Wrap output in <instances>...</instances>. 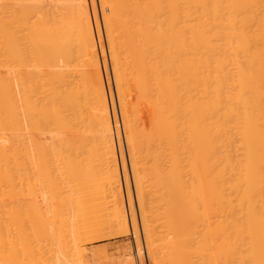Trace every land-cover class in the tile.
<instances>
[{"label": "bare ground", "instance_id": "1", "mask_svg": "<svg viewBox=\"0 0 264 264\" xmlns=\"http://www.w3.org/2000/svg\"><path fill=\"white\" fill-rule=\"evenodd\" d=\"M97 3L0 0V162L15 163L23 147H38L40 151L31 152L36 154L33 158L59 159L63 169L59 165L60 171H55V167V176L68 178L66 185L72 182L77 195L72 197L71 187L72 196L66 195L68 189H60L58 179L63 194L52 192L53 186L58 188L57 181L50 184V170L45 173L46 186L56 199L45 194L47 203L40 201L39 193L30 189L39 196L33 193L31 201L25 194L24 209L29 206L31 216L22 210L28 212V223L20 233L29 231L31 239L25 240L19 232L20 237L14 238L16 242L22 236L28 244L34 241L38 252L35 244L34 249L31 244L25 247L21 239L14 245L22 244L28 255L21 252L19 257L16 245L11 262L39 264L44 259L47 264L50 253L51 259L58 255L54 250L58 244L53 249L51 243L59 241L52 239L61 237L63 226L74 221H65L69 214L74 218L73 213L65 216L67 209L71 212L70 201L82 198L86 205L84 194L94 193L86 210L93 209L92 199L104 193L106 183L99 185L103 173L114 172L110 176L118 180L113 183L122 186V178L128 188L125 146L141 231H150L151 220H161V241L167 258L175 261L171 264H264V0ZM98 50L103 57L106 51L108 63L101 57V65ZM90 160L102 161V166L108 160L113 171H109L112 164L106 165L100 177L93 165V170L86 166ZM82 164L92 170L93 178L87 179L91 183L84 175H72ZM80 179L86 187L92 185L90 191ZM1 181L0 214L10 215L3 217L14 225L17 218L12 216L18 217L20 208L14 206L12 196L13 206L5 207L8 211L2 208L9 190L4 191L7 186ZM73 181L82 189L74 188ZM78 189L82 196L76 194ZM125 190L133 214L132 197ZM67 196L73 199L68 201ZM36 198L43 200L42 205ZM120 202L124 209L122 198ZM37 206L47 212H38ZM123 209L121 216L126 215ZM134 216L133 229H137ZM125 217L120 220L126 223ZM87 218L81 220L83 227L94 221ZM173 225L177 228L171 233ZM51 227L57 229L49 245ZM15 232L11 230V237ZM1 233L0 255L6 258L3 245L8 243L10 250L13 238ZM40 237L48 239L43 245L47 243L50 251L37 242Z\"/></svg>", "mask_w": 264, "mask_h": 264}, {"label": "rangeland", "instance_id": "2", "mask_svg": "<svg viewBox=\"0 0 264 264\" xmlns=\"http://www.w3.org/2000/svg\"><path fill=\"white\" fill-rule=\"evenodd\" d=\"M96 1V3H97V0H95ZM95 7H97V9H96V12H97V15H98V19H100L99 18V7H98V3L96 4V6ZM100 21V25H101V19L99 20ZM106 51L104 50L103 51V53H104V55H106L107 56V53H105ZM101 55V56H100ZM98 56H99V58H104L105 59V61H106V63H108V57H106V56H104L103 57V55L101 54V52L98 50ZM99 59L100 60V63H101V65H102V62H103V59ZM114 95H115V93H114ZM121 129V128H120ZM122 130L120 131V135H121V138H122V142H123V136H122ZM123 146H124V144H123ZM32 146H28V147H23L22 148V157H21V159H20V161H17V162H13V161H5V162H0L1 164H0V169H4L3 170V173L2 172H0V181L1 182H3V185L5 184V186H7V187H5V189H4V191L6 190V191H8L9 190V192H5L4 194H5V200H3V202L5 203H3L4 204V206L2 205V208H5V207H8V209L10 208L9 206H11L12 204L10 203V200L12 199L11 198V196L13 197V199L12 200H15V207H17L18 208V206H19V208L20 209H18L19 210V215H17L18 217H15V216H12V218L14 217V219L15 218H17V220H15L14 222V225H11V223L9 222V219H8V221L6 220L7 218H11V217H9L8 216V214L5 216L4 214H0V227H2V229H0L1 230V234H3V232H5L4 234H3V237L4 236H6V238L7 239H10V238H13V240H12V244H11V247H10V250H9V247H8V243H6V245H3V248L5 247H7L5 250H3L4 251V253L6 252V258H3L1 255V260H0V264L2 263V264H4V263H6V264H11L12 262H11V260L13 259L12 258V256H16V255H14L13 254V252H12V250H14V248L16 249H18V251H20V252H18V256L20 257L24 252V249L22 250V244L23 245H25V243H26V245L28 246V248H29V245L31 244L30 242H29V244L27 243V242H25V240H27V237H29V235H28V232H26V233H24L23 232V234L24 235H22V233H20L21 231H23L24 230V228H27L26 227V223L25 222H27V220L28 219H26V212L28 211V208H29V206L28 207H26V209H27V211L25 212V214H24V212L22 211V210H26V209H24V206L26 205V203H27V201L25 202V200L26 199H24L26 196H25V194L27 195V197H28V199L29 200H31L32 198H29V196H33V193H31V191L29 192V190L31 189V190H36V192L35 193H39V195H40V201H41V199H43L44 200V198H46L47 196L46 195H49V197H47V198H49V199H56V190L57 191H60V189H62L63 190V186L65 187L66 186V188H64V190H65V192H66V189H71L72 187L70 186V185H72V182H71V179H75L76 177H74V178H69L70 179V182L71 183H69V187L67 186L68 185V178L66 179V180H64V179H62V177H61V179L65 182H63L62 183V180L60 179H58L56 176H55V174L57 173H55V171H58L59 169L60 170H62L63 169V167L61 166V164H62V162L60 163V160L58 161L57 160V158L56 159H54V158H44V160H43V157H41V158H39V160L37 159L38 158V156H35L34 158H33V156L34 155H36L35 153H31V152H34V151H37V150H39V148L38 147H32ZM36 148H38V149H36ZM126 148H125V146H124V156H125V160H126V162H125V164H124V167H125V169L124 170H126L125 171V174H126V184L128 183V188H125L124 187V183H123V179L121 178V183H122V186H120V183L118 182V184L116 185V183H117V180L118 179H116L114 176L113 177H111L113 174L115 175V173L114 172H111L112 174H108V171H107V173L105 174V173H103V170L105 169L106 170V168L108 169V166H106V165H109V167H110V165L112 164L111 162L109 163V161L108 160H105L106 161V163H105V161L103 160V162L105 163V165H103L102 166V161L100 162V163H98V161H92V160H90L89 162H91L90 164H89V162L87 161L85 164H86V166H88V168L90 167V168H94L95 167V169H97L96 171H97V175H100L99 174V172H101L102 171V173H103V175H105V178H103L104 176H102L101 177V175H100V177H101V179H99L101 182H103L104 181V183L102 184L101 182H100V184L98 183V176L97 177H95V179L97 178V184H99V185H102L101 187H103V185L106 183V185H104V187H103V190L100 188V187H98V185L95 183V184H93L94 186L95 185H97L96 187L97 188H100L104 193H103V196L102 195H97V196H95V200L94 199H92L93 201H95L96 203H92V205L90 204V209H91V206H92V208L93 209H91L90 211H93L92 213H90V211H89V209L88 210H86V208H88V204L89 203H91L90 202V196L91 197H94V193H93V195H92V193L90 194V192H87L88 194H90V196H88V197H86L87 196V194H84V195H86L85 196V201L84 202H86V205L85 204H83L82 202H81V200H83L82 198L80 199V198H78L79 200H80V202L78 201V199H76V198H74L75 200H72V201H76L77 200V202H72V201H70L71 202V206H70V208H71V212H68V211H70V209L68 210L67 209V211L65 212V214L66 213H73L74 214V218H76V219H74V218H71V214H69V218L67 217H65V221H66V223L69 221V222H71L72 220H74L73 222H71V224H69V223H67L66 225H65V227L63 226V228H62V230L63 231H61V232H63V233H61V237H58V236H55V237H57V238H59V239H55V237H54V239H52V241H54V240H61V238L62 239H64L63 241H54L55 242V245L53 244V243H51L50 242V238L49 237H52L53 238V231L55 230V229H57V228H54L53 229V231H52V227L51 228H49L50 229V231H52L50 234H49V232H47L46 234L48 235V237L47 238H49V241H48V244L50 245V243H51V246H52V248L54 249V246H56L57 244L58 245H60L61 244V247L60 248H58V245H57V249L55 248L54 250L55 251H57L56 253L58 254V255H56L55 254V257H53L52 259H51V257H52V254L50 253V257L47 259V258H45V259H47L46 260V262L47 261H49V262H51V261H53V263L54 264H56V262L55 261H57L58 262V260H57V258L59 259V261H61L59 264H171V263H175V261H173L172 259H169V257L167 258V256L165 255V253L167 252V251H165L166 249H165V246L166 245H164L165 243H163V240L161 241V235H162V230H163V227H162V223H161V220L159 221V220H157V219H153V220H151L150 221V228H148L150 231V233L147 231V233H145L146 231H141L142 229H143V227H141V223H140V218H141V215H140V212L138 211L139 209H138V207H137V204H136V198H135V194H134V187L135 186H133V185H135L134 184V181L132 180V178H133V176L131 175V173L132 172H130L131 171V168H130V166H129V163H128V159H127V153H126ZM40 151V150H39ZM32 154V155H31ZM40 159H42V160H40ZM48 159V160H47ZM50 159H52V160H50ZM119 159V158H118ZM50 160V161H49ZM95 162H97V163H95ZM64 163V162H63ZM88 164V165H87ZM99 164H101L100 166H101V168H100V166H99ZM119 164V163H118ZM59 165H60V167L61 168H57V166L59 167ZM65 165V164H64ZM90 165V166H89ZM91 165H93L92 167H91ZM75 166V165H74ZM86 166H84L86 169H87V167ZM105 166H106V168H105ZM4 167V168H3ZM5 167H7L9 170L7 171V168H5ZM55 167H56V170L54 171V169H55ZM76 167H78L77 165L74 167L75 169H77ZM81 167H83V164H82V166H79V169L81 168ZM81 168L80 170L79 169H77V173H75V174H73V172H72V175H80V176H83L84 175V178L86 179V182L88 183L92 178H93V176H92V178H91V176H89V174L90 175H93L91 172H92V170H93V168H92V170H91V172H90V170L88 171V170H86L85 168ZM100 168V169H98V168ZM102 168H104V169H102ZM112 168V169H111ZM110 169H109V171L111 170V171H113V164H112V167H111ZM6 169V170H5ZM85 169V170H84ZM94 169V170H95ZM102 169V170H101ZM12 170V171H11ZM48 170H50V175H49V171ZM59 170V171H60ZM99 170V171H98ZM101 170V171H100ZM119 170H120V174H121V167H120V165H119ZM48 171V172H47ZM51 171L53 172V174H51ZM74 171V170H73ZM7 172V173H6ZM47 172V174H48V176L50 177V179L52 178V180H50L51 182H50V184H52L53 183V181L55 182V180L57 181V179L59 180V182L57 181V184H55L56 185V187H58L59 186V184H60V189H59V187L58 188H56L55 189V186H53V188H52V192L53 191H55L54 192V194L55 195H53L52 193H50L51 192V190H49V188H47V186H49V183H48V185L46 184V182L48 181V179H47V181H46V179H45V173ZM75 172V171H74ZM106 172V171H105ZM4 173H6V175L4 176V175H2V174H4ZM96 173V172H95ZM88 174V176H86ZM109 175V176H108ZM111 175V176H110ZM4 176V177H3ZM55 176V177H54ZM96 176V175H95ZM47 177V176H46ZM60 177V176H59ZM86 177H89V178H86ZM107 177V178H106ZM121 177H122V174H121ZM56 178V179H55ZM78 178H80L79 176H78ZM77 178V179H78ZM76 179V180H77ZM87 179L89 180V181H87ZM95 179H94V182H95ZM104 179V180H103ZM113 179V180H112ZM116 179V180H115ZM81 180V179H80ZM103 180V181H102ZM111 180V181H110ZM67 181V182H66ZM79 181V180H78ZM82 181V180H81ZM81 181H79L81 184L83 183V181H84V184H85V187H86V184L87 183H85V180H83L82 182ZM113 181H115L116 183H113ZM133 181V182H132ZM74 182V181H73ZM76 182V181H75ZM75 182H74V184H75ZM93 182V181H92ZM93 182V183H94ZM56 183V182H55ZM59 183V184H58ZM76 183H78V182H76ZM89 183H91V182H89ZM107 183H109V184H107ZM62 184V185H61ZM65 184V185H64ZM67 184V185H66ZM79 184V183H78ZM83 184V185H84ZM145 184V183H144ZM30 185V186H29ZM47 185V186H46ZM52 185H54V183L52 184ZM115 185H116V187H115ZM51 186V185H50ZM79 187L80 185H76L75 184V186H73L74 188L75 187ZM88 186H89V188H90V186H92L91 184L89 185L88 184ZM88 186L86 187L87 189H88ZM111 186H113V187H111ZM119 186L121 187L120 189H119ZM12 187V188H11ZM71 187V188H70ZM77 187V188H78ZM82 186H80L79 187V189L81 188ZM114 187H115V189H114ZM146 188L145 189H147V186H145ZM32 188H34V189H32ZM76 188V189H77ZM86 188H83L84 190H87ZM14 189V190H13ZM27 189V190H26ZM51 189V188H50ZM54 189V190H53ZM69 189H68V193L66 194V195H70V196H72L71 194H70V192H72V190H73V188L71 189V191L69 192ZM79 189H78V191L76 190V194H78V195H80V196H82L83 195V193H82V195L81 194H79L80 192H82V191H80L79 192ZM82 189V188H81ZM100 189L97 191L98 193L99 192H102V191H100ZM117 189V190H116ZM125 189H129V191H130V196L132 197V204H133V211L132 212H134L133 214L135 215L134 217H135V220L137 221L136 222V225H137V229L135 228V229H133V227H134V225H133V223H132V213H131V208H130V205H129V197H128V195L126 196L125 195V193H127V190H125ZM21 190H23V192L21 191ZM89 190V189H88ZM18 191V192H17ZM26 191H28V192H26ZM90 191V190H89ZM126 191V192H125ZM20 192V193H19ZM43 194V195H41V193ZM61 192V191H60ZM60 192H58L59 193V195H60ZM74 192V191H73ZM72 192V193H73ZM84 192V191H83ZM86 192V191H85ZM84 192V193H85ZM96 192V193H97ZM118 192H120V193H118ZM6 193H8V195L6 194ZM17 193V194H16ZM21 195H19V194ZM34 193V196L36 195ZM97 193V194H98ZM29 194V195H28ZM30 194H32V195H30ZM46 194V195H45ZM61 194H63V192H61ZM101 194V193H100ZM39 195H36V197L38 198V196ZM50 195H51V198H50ZM59 195H57L58 197H59ZM64 195H65V193H64ZM65 195V196H66ZM68 195V196H69ZM9 197V199H8V197ZM16 196V197H15ZM33 196V197H34ZM52 196H54V197H52ZM60 196H63V195H60ZM67 196V197H68ZM75 196V194L73 193V196L72 197H74ZM80 196H78V197H80ZM109 196V197H108ZM119 196H120V199H119ZM42 197V198H41ZM72 197H70V198H72ZM75 197H77V195L75 196ZM17 198V199H16ZM23 198V199H22ZM35 198V197H34ZM36 198V202H38L37 199ZM69 198V197H68ZM70 198L68 199V201L70 200ZM114 198H115V200H114ZM117 198V199H116ZM121 198H122V203H123V207H124V209H123V211L125 212V214L126 215H122L123 217H125V219H126V223L124 222L125 220H124V218L121 216V214L123 213L121 210V206H120V200H121ZM49 199H46V200H49ZM73 199V198H72ZM113 199V200H112ZM11 200V201H12ZM43 200H42V202H43ZM89 201V203H87L88 201ZM91 200V201H92ZM118 200H119V202H118ZM6 201H8V202H6ZM32 201V200H31ZM35 200H33V202H34ZM39 201V202H40ZM45 201V200H44ZM24 202H25V205H23L24 204ZM38 202V205L41 203V205H42V202H40L39 203ZM46 203H47V201H45ZM35 203V202H34ZM67 204L69 203V202H66ZM77 203V204H76ZM111 203V204H110ZM10 204V205H9ZM14 204V203H13ZM70 204V203H69ZM79 204H81V205H79ZM17 205V206H16ZM44 205V204H43ZM85 207H84V206ZM13 206V205H12ZM27 206V205H26ZM67 206V205H66ZM78 206H82V207H78ZM23 207V208H22ZM38 207V206H37ZM41 207V206H40ZM40 207H38V212L41 210V208ZM45 208H46V204H45V206H44ZM44 207H42V210H43V212H44V210L46 211V209L44 208ZM68 208H69V205L67 206ZM115 207H117V208H115ZM118 207H120V208H118ZM79 208V209H78ZM113 208V209H112ZM6 209V208H5ZM40 209V210H39ZM82 209V210H81ZM115 209V210H114ZM121 209V210H120ZM7 210V209H6ZM42 210H41V213H42ZM65 210H66V208H65ZM79 212H78V211ZM8 211V210H7ZM21 211L23 212V215H24V217H25V219H26V221H24V219H23V217L21 216L22 215V213H21ZM76 211V212H75ZM87 211H89V213H90V215H87ZM117 211V212H116ZM121 211V212H120ZM29 212V211H28ZM27 212V213H28ZM47 212V211H46ZM75 212V213H74ZM95 212H97V213H95ZM45 213V212H44ZM88 213V214H89ZM21 214V215H20ZM43 214V213H42ZM73 214H72V217H73ZM84 214L85 215H87V216H89V218H90V216L92 217V219L94 220L91 224H89V225H87V226H84L83 227V221L81 222V220H83V219H85V217H86V220L88 219L87 218V216H84ZM3 215L6 217V219H4L5 217H3ZM82 215H83V217H82ZM8 216V217H7ZM27 216H31L30 215V212L27 214ZM65 216H67V214L65 215ZM94 216V217H93ZM22 217V218H21ZM81 217H82V219H81ZM99 217V218H98ZM28 218V217H27ZM79 218V219H78ZM95 218H96V220H95ZM20 219V220H19ZM120 219H122V220H124V221H122V220H120ZM130 219V220H129ZM11 220V219H10ZM22 220V221H21ZM77 220V221H76ZM86 220H84V221H86ZM120 220V221H119ZM5 221V223H3ZM12 221V220H11ZM121 222H124L123 223V225L121 224ZM25 223V224H24ZM28 223V222H27ZM131 223V224H130ZM23 224H24V226H23ZM76 224V225H75ZM4 225V226H3ZM5 225H9L8 227H6L7 229H9V231L11 232V230H12V233L13 232H15V234L11 237V233L9 232V233H7L8 232V230L7 231H2V230H6V228H5ZM16 225V227H14ZM22 225V226H21ZM67 225H69V226H67ZM71 225V226H70ZM135 225V226H136ZM21 226V227H20ZM28 226V225H27ZM123 226H125V227H123ZM4 227V228H3ZM20 227V229H18ZM22 227H23V229H22ZM13 228H15V229H13ZM66 230H65V229ZM126 229V230H123V231H121L122 229ZM177 228V226L176 225H173L172 227H169V230L171 231V233L175 230ZM17 229H18V231H17ZM22 229V230H21ZM21 230V231H20ZM28 229H26V231H27ZM68 230V231H67ZM138 232H137V231ZM56 231V230H55ZM67 231V232H66ZM120 231V232H119ZM126 231V232H125ZM17 232H19V234H21L24 238H25V240H24V238L21 236V239L22 240H24V243H22L20 246H18L17 244V246L16 245H14V243H16V242H18V241H20L19 240V238H18V240L15 242V240L16 239H14L16 236H17ZM143 232V233H142ZM65 233V234H64ZM133 233V234H132ZM135 233V234H134ZM6 234V235H5ZM11 234V235H10ZM19 234H18V236H19ZM39 236H41V235H43L44 234V232L42 233V232H39ZM54 234H56V233H54ZM147 234H149V235H147ZM28 235V236H27ZM45 235V234H44ZM51 235H53V236H51ZM63 235L65 236V237H63ZM147 235V236H146ZM2 236V235H1ZM9 237V238H8ZM20 237V236H19ZM43 237V236H42ZM44 237H46V236H44ZM139 237V238H138ZM30 239H31V236L29 237ZM43 239V238H42ZM45 239V238H44ZM36 240H39V241H37V242H41L42 243V246L45 248H47V243H44V245H43V241L44 242H46L48 239H45V240H41V237L40 238H36ZM27 241H29V240H27ZM32 241V240H31ZM50 242V243H49ZM63 242V243H62ZM145 242V243H144ZM19 243V242H18ZM32 243L33 244H31V246H30V248L31 247H33L32 245H36V243L34 242V241H32ZM20 244V243H19ZM40 244V243H39ZM26 245H25V247H26ZM34 245V246H35ZM162 245H164V246H162ZM14 246H16V247H14ZM42 246L40 245L39 246V251H40V249L42 250L43 248H42ZM50 246V247H51ZM14 247V248H13ZM18 247H21V250H19V248ZM36 247L37 248H35V247H33V249L35 248V250H37L38 249V244L36 245ZM48 248H49V246H48ZM47 248V249H48ZM16 249V250H17ZM47 249H45L46 251H47ZM58 249H59V252H58ZM61 249V250H60ZM146 249V250H145ZM7 250V251H6ZM9 250V251H8ZM27 250H29V249H27ZM44 250V251H45ZM49 251L51 250V249H48ZM54 250H52V251H54ZM63 250V251H62ZM44 251H42V253H44ZM48 251V252H49ZM65 251V252H64ZM165 251V252H164ZM10 252V253H9ZM21 252H23L22 254H21ZM27 251H25V253H26ZM37 252H38V250H37ZM41 252V251H40ZM61 252V253H60ZM80 252V253H79ZM9 253V254H8ZM25 253L22 255V256H25ZM55 253V252H54ZM78 253H79V255H78ZM20 254V255H19ZM40 253H36V255H37V257L38 256H41V255H39ZM47 253L45 252L43 255H46ZM62 256H60V255ZM64 254V255H63ZM7 255H9V256H7ZM12 255V256H11ZM28 255V252H27V254H26V256ZM48 255V254H47ZM44 256V257H48V256ZM25 256V257H26ZM53 256H54V254H53ZM8 257V258H7ZM44 257H42V258H44ZM4 260H3V259ZM16 257H14V259H15ZM41 257H40V259H42ZM55 258V259H54ZM39 258L37 259L38 261L40 260ZM6 260H8L7 262H4V261H6ZM16 260V259H15ZM55 260V261H54ZM36 261V260H35ZM34 261V263H38L37 261L35 262ZM42 261H44V259L43 260H41V262L39 263V264H41L42 263ZM63 261V262H62ZM11 262V263H10ZM14 262V261H13ZM45 262V261H44ZM49 262H47V264H52V263H49ZM177 262V261H176ZM13 264V263H12ZM43 264V263H42ZM46 264V263H45ZM58 264V263H57ZM179 264V263H178Z\"/></svg>", "mask_w": 264, "mask_h": 264}]
</instances>
